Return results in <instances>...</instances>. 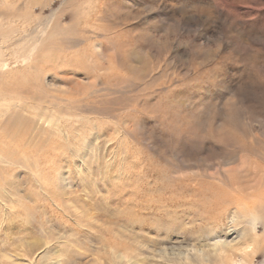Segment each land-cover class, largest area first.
<instances>
[{"label":"rangeland","instance_id":"rangeland-1","mask_svg":"<svg viewBox=\"0 0 264 264\" xmlns=\"http://www.w3.org/2000/svg\"><path fill=\"white\" fill-rule=\"evenodd\" d=\"M2 98L0 264H156L253 215L264 264V0H0Z\"/></svg>","mask_w":264,"mask_h":264},{"label":"bare ground","instance_id":"bare-ground-1","mask_svg":"<svg viewBox=\"0 0 264 264\" xmlns=\"http://www.w3.org/2000/svg\"><path fill=\"white\" fill-rule=\"evenodd\" d=\"M0 102V125L2 126L7 121L9 111L8 104H6L3 98ZM2 144L6 146L7 143L3 141ZM2 154L3 153L0 152V162H7ZM3 192L6 195L4 196L7 199L11 198L12 201V196H10L6 189L3 190ZM258 219L259 217L257 215L252 216L250 234L244 231L242 233H236L234 230H229L226 235L221 237H217L215 234V237H212L210 240L211 243L205 246L198 244L199 241L200 243L204 241L203 235L198 232H189L193 244L184 246V243L182 244L181 241L180 243L176 235H185V233H187L186 230L183 229L185 226L180 227V230H177L178 232L173 229L168 230L166 235L169 240H163L160 247L150 248L151 251L148 253L152 255L153 259L158 261L156 264H251L248 258L250 257V250L251 252L255 251L252 249L253 244H258V237L255 235V233H257L256 223ZM230 220L231 223L237 222L238 216L236 212L231 214ZM241 241L244 243L242 246H240ZM141 255L142 254L139 256ZM114 258L116 260H126L127 264H143L138 258L133 259L120 254H115ZM119 264H122V262Z\"/></svg>","mask_w":264,"mask_h":264}]
</instances>
